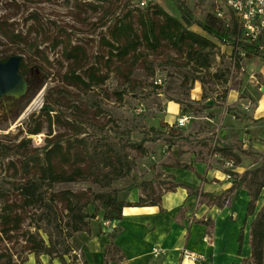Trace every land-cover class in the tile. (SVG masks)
Returning a JSON list of instances; mask_svg holds the SVG:
<instances>
[{
	"label": "rangeland",
	"instance_id": "obj_1",
	"mask_svg": "<svg viewBox=\"0 0 264 264\" xmlns=\"http://www.w3.org/2000/svg\"><path fill=\"white\" fill-rule=\"evenodd\" d=\"M141 1L0 0V54L21 57L34 70V85L28 95L20 100L16 110L8 115L6 111L0 110V145L7 148L3 150L0 147V212L4 204H12L14 214L22 218L19 230L8 236L0 233V264H5L8 258H11V264H22L31 255L27 253L23 238L27 232H34L32 218L38 214V210L24 206L17 187L29 178L25 169L20 168L23 157L42 146L46 138L61 140L63 144L67 140L72 142L85 137L91 140L105 138L107 143H120L121 140L124 143L123 150L133 161L134 168L127 178L113 186L120 191V200L128 198L125 189L131 184H139L150 177L163 179L159 171L162 167L179 165L181 160L184 163L194 160L203 164L212 160V148H207L202 141L215 138L218 125L202 120L211 116L209 109L203 106L208 99L224 102L231 89L241 90L249 86V74L242 62L245 58L241 59L237 67L230 55V48L218 45L212 51V56L210 54V69L197 71L198 67L194 61H190L184 49H175L165 41L155 50L142 42L137 51L128 57L122 60L111 58L107 43L113 44L110 34L115 27L129 23L132 30L141 36L139 19L142 16L151 17L148 8L152 10V6L158 4L167 11H175L171 0H151L149 7L141 6ZM144 1L148 4L150 0ZM183 1L199 19L214 9V0ZM11 35L19 38L12 39ZM123 44L120 42L116 46ZM68 47L80 48L77 74L85 78L86 70L93 66L101 76H107L106 82L85 91L65 81L69 69L76 67L64 59L63 52ZM192 77L201 80L203 89L199 81L192 83ZM195 84L208 98L206 102H203L202 97L199 103L190 100ZM168 98L172 101H168ZM180 100L192 106L182 112V106L177 103ZM168 103L180 106L178 117L185 115L190 118L186 127L177 126L178 117H169L165 108ZM42 108L55 110L49 111L52 120L49 137L46 135L49 122L41 115ZM36 122L42 123V133L28 136L26 131L32 129ZM77 129L83 134L77 136ZM154 132L164 135L174 132L183 136L189 134L192 136V145L171 149L163 143L150 142L143 145L145 154L131 145L132 142L139 143L145 134ZM23 138H30L31 145L17 147ZM199 149L202 151L194 159L187 155L192 150L195 154ZM231 161L227 159L225 167ZM89 181L57 184L54 190H90L94 187ZM155 187L156 194L160 195L162 187ZM239 204L235 209L237 213L242 210V203ZM88 211L91 212V208ZM215 220L218 234L221 235L223 230L219 218L216 216ZM226 222L231 224L229 217ZM2 228L0 221V232ZM41 236L45 238L42 233ZM37 262L40 263L39 260Z\"/></svg>",
	"mask_w": 264,
	"mask_h": 264
},
{
	"label": "trees",
	"instance_id": "obj_2",
	"mask_svg": "<svg viewBox=\"0 0 264 264\" xmlns=\"http://www.w3.org/2000/svg\"><path fill=\"white\" fill-rule=\"evenodd\" d=\"M175 11L165 10L162 6H152L151 17L142 16L139 19L141 36H138L129 23H122L114 28L110 34L113 44L107 43L109 56L117 57L120 60L128 57L132 52L137 51L138 46L145 44L155 50L161 42L165 41L173 48L184 49L190 61H194L198 69H210V54L218 46L230 48V55L234 58L235 65L239 67L242 58L257 57L264 60V52L259 50L258 43L251 42L244 35L239 17L233 11H228L226 18H219L216 6L207 11L202 19L197 18L188 9L183 0H171ZM152 1L145 5L149 7ZM155 19V20H154ZM17 40L19 36L11 35ZM23 41V40H22ZM123 42L124 44L116 46ZM79 47H68L64 50L65 61L77 65L79 61ZM13 55L0 54V62H5ZM32 67L27 66L22 60L19 67V74L25 77ZM77 66L71 67L64 79L70 85L80 87L85 91L103 85L107 76H101L96 67H89L85 72V78L77 74ZM193 82L201 80L192 77ZM191 79V80H192ZM191 90V89H190ZM203 102L207 101L205 94H202ZM168 101H172L168 98ZM182 106V112L190 108L192 104L185 100L177 102ZM199 103V102H198ZM203 107L207 108L206 105ZM48 108L41 109L49 122L47 137L51 135V116ZM43 131L42 123L36 122L32 129L27 130L28 136H37ZM77 136L83 134L77 129ZM181 141H183L181 143ZM190 136L184 137L179 132L164 135L161 132L145 134L139 143L132 142L140 153L145 154L143 145L145 143H163L167 147H184L192 145ZM214 144V152L224 158L232 159L230 148L218 141ZM30 138L20 140L17 147L31 145ZM65 145V146H63ZM124 143L111 141L106 142L105 138H76L74 141L67 140L65 144L61 140L51 141L47 138L42 146L23 157L20 168H24L29 177L22 182L17 189L24 201V206L33 207L38 210L32 218L34 232H27L23 238L28 254L36 259L44 255L57 259L61 264H74L70 258L72 246L71 238L77 233L86 232L90 222L101 218L103 222L119 221L123 211L130 207H151L156 206L160 201V195L156 194L155 185H159L166 191H172L182 187L187 190L188 196H194L200 203L223 208L230 206L237 195L244 191L248 197L246 217H251L248 223V244L250 256L247 260L250 264H264V201L256 210L255 204L258 201L262 190H264V155H261L256 166L246 170L241 175L226 170L229 179L232 180L231 188L220 194L205 193L200 189L193 190L182 184H176L165 180H142L139 184H131L125 190L137 188L141 190L142 197L131 203L120 200L119 190L113 188L114 184L127 178L134 168V163L127 152L123 150ZM3 150L7 148L0 145ZM233 161V160H232ZM231 161L232 166L237 162ZM90 180L94 187L80 192H72L65 189L55 191L57 184H71L77 181ZM47 192L43 193V190ZM91 208V212L88 209ZM2 233L8 236L9 233L19 230L22 218L14 214L12 204H4L0 212ZM41 233L45 236L43 238ZM0 234V236H2ZM241 241V235L239 237ZM2 254H0V257ZM38 261V260H37ZM122 257L120 249L111 243L104 252V264H121ZM5 264H11L8 258Z\"/></svg>",
	"mask_w": 264,
	"mask_h": 264
},
{
	"label": "crops",
	"instance_id": "obj_3",
	"mask_svg": "<svg viewBox=\"0 0 264 264\" xmlns=\"http://www.w3.org/2000/svg\"><path fill=\"white\" fill-rule=\"evenodd\" d=\"M242 62L249 74V86L241 90L231 89L224 102L208 99L213 102L206 105L211 116L202 119L210 124L217 123L218 134L213 140L229 146L231 158L237 164L231 169L225 167L227 159L214 152L211 139L205 138L202 143L212 148L210 159L213 161L203 164L181 160L179 165L160 168L161 180L220 194L232 185V180L226 178V170L241 175L256 166L258 158L264 155V60L245 57ZM201 97L202 90L195 84L190 100L198 102ZM165 108L171 119L178 117V104L168 103ZM199 151L202 150L195 154L192 150L187 155L194 159ZM161 191L156 206L126 208L119 221H105L109 226H104L99 217L91 221L88 231L71 238L73 251L70 260L74 264H104V252L113 243L120 249L121 264H250L248 261L242 263L250 256L248 223L251 217H246L248 197L244 191L230 206L223 208L200 203L194 196H188L182 187L172 191L162 188ZM126 193L128 198L125 201L131 203L142 197L141 190L137 188ZM263 201L264 190L255 204L256 210ZM239 203H242V210L237 213L235 209ZM216 216L223 230L221 235L215 224ZM227 217L231 224L226 222ZM183 250L202 255L204 261L195 263L182 259ZM37 260L39 264H61L57 259L51 260L44 255L38 259L29 255L22 264H38Z\"/></svg>",
	"mask_w": 264,
	"mask_h": 264
},
{
	"label": "built area",
	"instance_id": "obj_4",
	"mask_svg": "<svg viewBox=\"0 0 264 264\" xmlns=\"http://www.w3.org/2000/svg\"><path fill=\"white\" fill-rule=\"evenodd\" d=\"M145 5V1H141V6ZM217 16L226 18L228 11H233L240 19L242 29L246 38L251 42L258 43L259 50L264 52V0H214ZM139 111V110H138ZM190 123L188 116H180L177 118V126L183 128ZM231 169L232 164H226ZM229 179V175L226 174ZM104 226H109V222H103ZM208 242V240H205ZM182 259L195 263L204 261V257L186 250L182 251Z\"/></svg>",
	"mask_w": 264,
	"mask_h": 264
},
{
	"label": "water",
	"instance_id": "obj_5",
	"mask_svg": "<svg viewBox=\"0 0 264 264\" xmlns=\"http://www.w3.org/2000/svg\"><path fill=\"white\" fill-rule=\"evenodd\" d=\"M21 57L12 56L5 62H0V101L3 98H11L20 101L28 95V86L25 78L19 74ZM212 101L206 102L207 106Z\"/></svg>",
	"mask_w": 264,
	"mask_h": 264
},
{
	"label": "flooded vegetation",
	"instance_id": "obj_6",
	"mask_svg": "<svg viewBox=\"0 0 264 264\" xmlns=\"http://www.w3.org/2000/svg\"><path fill=\"white\" fill-rule=\"evenodd\" d=\"M33 72L34 70L31 69L29 74L24 77L28 86V92L31 91L34 85ZM19 103L20 101H13L11 98H3L0 101V110L6 111L7 115L11 114L16 110Z\"/></svg>",
	"mask_w": 264,
	"mask_h": 264
}]
</instances>
